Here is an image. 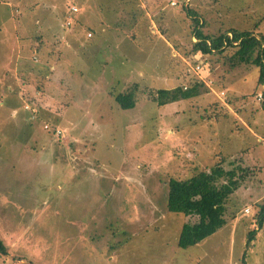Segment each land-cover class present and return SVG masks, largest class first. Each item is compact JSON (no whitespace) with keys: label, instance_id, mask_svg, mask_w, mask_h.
I'll use <instances>...</instances> for the list:
<instances>
[{"label":"rangeland","instance_id":"374dc122","mask_svg":"<svg viewBox=\"0 0 264 264\" xmlns=\"http://www.w3.org/2000/svg\"><path fill=\"white\" fill-rule=\"evenodd\" d=\"M186 9L205 35L264 38V0H0V264H264V223L246 245L264 203V85L235 48L192 53ZM217 164L247 171L226 224L178 248L196 219L167 211L168 181Z\"/></svg>","mask_w":264,"mask_h":264},{"label":"trees","instance_id":"16d2710c","mask_svg":"<svg viewBox=\"0 0 264 264\" xmlns=\"http://www.w3.org/2000/svg\"><path fill=\"white\" fill-rule=\"evenodd\" d=\"M193 22L192 53L209 55L223 54L229 48H235L231 59L234 66L240 64L254 65L259 69V84L264 85V38L250 31L229 30L218 36L205 35L200 28L202 24L195 13L186 9ZM197 85L172 90L161 89L154 94L153 101L158 106H164L180 100L192 99L199 95ZM132 93H119L114 97L121 109L133 108ZM264 106V90L262 92ZM247 171L240 167L230 170L221 165L213 166L209 171H200L188 179L171 178L168 181L166 209L168 212L181 213L185 216H195L196 221L184 223L177 239V246L186 249L202 242L213 235L226 224V204L230 196L242 185ZM264 223V203L259 205L256 215L257 229L248 233L246 245L255 239L257 231ZM7 255V247L0 239V256Z\"/></svg>","mask_w":264,"mask_h":264},{"label":"built area","instance_id":"2783aa9c","mask_svg":"<svg viewBox=\"0 0 264 264\" xmlns=\"http://www.w3.org/2000/svg\"><path fill=\"white\" fill-rule=\"evenodd\" d=\"M170 5H171V6H175L176 3H175V2H171ZM77 11H78L77 8H75V7H73V6H71V7L69 8V13H70V14H75V13H77ZM66 25L69 26V25H70V22H67ZM88 36H90V34H88ZM184 89H185V88H184ZM258 97H259V99H261L262 96L259 95ZM262 100H263V98H262ZM245 212H248V210H245Z\"/></svg>","mask_w":264,"mask_h":264},{"label":"crops","instance_id":"0c3cea01","mask_svg":"<svg viewBox=\"0 0 264 264\" xmlns=\"http://www.w3.org/2000/svg\"><path fill=\"white\" fill-rule=\"evenodd\" d=\"M9 1V0H8ZM8 2L7 3H2V5H5V6H8ZM88 34H90V33H88ZM91 37V36H90ZM26 42H28L27 40H26Z\"/></svg>","mask_w":264,"mask_h":264}]
</instances>
